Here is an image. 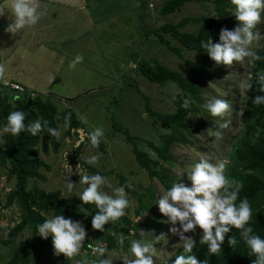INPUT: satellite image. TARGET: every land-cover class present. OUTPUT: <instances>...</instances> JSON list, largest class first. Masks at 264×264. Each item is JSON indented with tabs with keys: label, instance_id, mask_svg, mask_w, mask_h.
Returning a JSON list of instances; mask_svg holds the SVG:
<instances>
[{
	"label": "rangeland",
	"instance_id": "1",
	"mask_svg": "<svg viewBox=\"0 0 264 264\" xmlns=\"http://www.w3.org/2000/svg\"><path fill=\"white\" fill-rule=\"evenodd\" d=\"M84 1L86 4L81 0L83 6H77L40 0V9L44 14L35 25L16 35L4 31L10 22L8 19L5 26L0 20V76L3 75L6 80L19 79L28 90L48 98L59 110L72 109L85 123L82 129L85 139L78 144L82 145L79 150L73 149L77 146L79 134L68 137L60 125V150L48 154L40 151L49 168L40 169L45 179H31L29 186L37 185L46 191L60 190L70 205H80L82 202L77 195L83 186L78 183V173L95 174L90 167L99 172H108L102 176L111 188L120 186L118 175L132 182L131 188L139 193L149 187L154 195L153 203L157 190L166 189L165 185L156 178L151 179L138 165L133 146L125 142L121 133L112 131V123L115 121L133 136L141 138L137 146L156 158L147 142L161 144V136L170 130L165 122L146 110L142 94L148 98L154 111L165 114L176 111V101L181 92L172 82L157 84L149 81L140 72L138 64L143 59H156L168 68L190 76L185 61L162 45L152 31L166 22L176 23L185 17L216 16L214 4L188 2L177 12L163 15L160 11L166 0ZM226 17L231 25L224 28L231 30L238 22L228 9ZM198 29L199 24L192 22L183 31L195 33ZM254 31L261 34L260 39L252 45L258 52L264 49V13ZM166 37L179 46L170 36ZM6 53H9L8 56ZM77 55L82 59L70 68V62ZM183 55L186 59L198 61V54L194 51L183 48ZM3 59H7L5 63H2ZM252 70V63L249 64L247 58L231 66L217 65L212 60L209 62L201 84L203 100L222 99L229 108L223 116L211 117L206 110L189 116L188 128L192 135L187 138L192 143L175 142L170 151L171 164L164 165L172 182L182 179L186 185H190L186 176L181 174L202 155L217 156L226 166L231 143L242 131L240 118L248 103V80ZM96 128L102 130L99 138L105 144L104 150L89 144L90 134ZM180 133L185 134L186 131L181 129ZM72 152L76 153L81 163L70 161L69 154ZM92 155L97 156L94 165L85 162ZM67 180L73 182L71 193L65 188ZM13 186L14 179H8L6 170L0 167V264L8 259L10 251L1 242L9 228L20 218V209L16 205L5 206L6 193ZM111 188L105 185L104 191L110 193ZM126 193L129 201L126 213L135 222H140L137 238L134 239L153 243L154 264H164L177 253L180 254L183 249L182 246L177 247L178 236L169 232L171 225L159 213L157 206L153 204L152 213L145 212L142 217H136L134 211L138 200L133 193ZM52 215L50 212L46 216ZM200 232L197 228L190 255L196 254ZM29 236L26 230L17 240L23 241ZM86 241L106 246L97 231L86 230ZM126 246L107 250L103 258L108 256L112 264H123L121 256L126 254ZM81 255H90L84 246L73 258V264ZM56 263V256L46 253L33 264ZM90 264H96L94 257H90Z\"/></svg>",
	"mask_w": 264,
	"mask_h": 264
},
{
	"label": "trees",
	"instance_id": "2",
	"mask_svg": "<svg viewBox=\"0 0 264 264\" xmlns=\"http://www.w3.org/2000/svg\"><path fill=\"white\" fill-rule=\"evenodd\" d=\"M188 2L212 3L217 15L185 17L176 23L166 22L152 32L162 45L185 61L190 69V76L172 70L156 59H143L138 64L140 72L149 81L157 84L172 82L177 85L181 92L176 101V111L165 114L154 111L148 98L142 94L146 110L152 116L165 122L170 130L169 133L161 136V144L156 145L152 141L147 142L156 158H152L147 151L141 150L137 146V142L141 138L133 136L128 129L118 125L115 121L112 123V131L121 133L125 142L133 146L138 165L146 171L151 179H158L166 188L170 187L173 181L168 170L164 167L165 164H171L170 151L172 145L175 142L192 143L187 138L192 135L188 128L189 116L205 111L202 107L204 93L201 84L207 74L211 59L200 49L199 42L202 39L206 40L208 36L212 38L213 42H217L219 30L231 25L230 19L226 17V11L231 7L229 0H166L160 12L163 15L177 12ZM192 22L199 24L198 31L195 33L183 31V28ZM166 36L177 41L179 46L172 44ZM183 48L196 52L198 61L186 59L183 55ZM257 55L259 59L252 61L253 72L248 80V85H250L248 103L244 106L240 118L242 131L231 143L224 175L226 178L235 179L242 183L243 187L238 200L241 197L248 199L252 210L249 223L255 233L264 237V105L252 104L254 95H264V93L258 92L259 85L255 82L256 70L264 71V49L259 50ZM2 80L0 76V125L5 123V118L9 112L20 110L26 113L25 123L38 117L42 120L46 119L50 127L57 128L59 131L60 125H62L64 135L68 137L73 134L78 135L77 130L84 128L85 123L77 117L72 109L59 110L48 98L28 90L25 86L24 92L13 90L5 86ZM186 97L191 100L188 109L180 107L182 100ZM65 116L68 118L67 122ZM181 129L186 133L181 134ZM0 140V167L6 170L8 179H14V186L6 193L5 206L16 205L20 209L19 220L9 228L5 239L1 242L4 247L10 249L9 257L3 264H33L46 253L53 254L51 238L42 239L35 230L36 224L47 218L46 215L50 212L53 215L62 214L66 218L81 222L87 231H97L100 239L105 242L107 250H116L121 247L117 243V238L121 235L127 237L125 245L128 243V239L137 238L140 222H135L126 213V209L125 215L115 223L105 224L104 231L93 230L90 221L91 215L96 211L94 205L72 206L60 190L46 191L37 185L29 186L31 179H45L40 169L49 168V166L40 156V151L42 150L46 154L50 151L57 153L61 146V134L58 140L44 131L38 133L37 136L22 132L13 137L4 133L0 135ZM98 140L99 143L94 148L104 150V142L100 138ZM90 146L92 145L90 144ZM81 147L82 145L75 146L73 149L79 150ZM72 153L69 154L70 161L74 159V153ZM89 169L100 175L108 173L99 172L90 167ZM118 180L120 186L124 185L125 190L133 193L138 200V206L134 211L136 217H142L145 212H153L152 199L154 195L152 189L148 187L139 193L131 188L132 182L123 175H118ZM81 206L88 210L87 215L80 211ZM26 230L30 233L29 238L18 241V237ZM129 232L132 233V236L128 235ZM230 236L235 237L237 241L234 247L227 243ZM89 243H97L84 242L83 246L90 253L87 247ZM195 251L198 264H251L255 258L248 255V249L239 236V230L235 228H230L229 233L225 235L221 250L217 254L209 253L206 243H200ZM56 258V264H73V258L67 259L63 254L56 256ZM174 259L175 257L164 264H171Z\"/></svg>",
	"mask_w": 264,
	"mask_h": 264
},
{
	"label": "clouds",
	"instance_id": "3",
	"mask_svg": "<svg viewBox=\"0 0 264 264\" xmlns=\"http://www.w3.org/2000/svg\"><path fill=\"white\" fill-rule=\"evenodd\" d=\"M229 4L231 7L228 10L238 23L231 30L221 28L217 42H213L209 36L206 40H200V49L217 65L231 66L234 62L241 63L246 58L251 64L259 59L252 45L260 39L261 34L254 29L261 22L264 0H229ZM5 13L10 22L4 27V31L12 35L32 27L44 14L40 9V0H2L0 16ZM81 59L82 57L77 55L69 67H73ZM255 82L259 85L258 92L264 93V71L256 70ZM190 103V98L186 97L180 107L188 109ZM252 104L264 105V95H254ZM202 107L211 117H218L225 114L229 105L225 100L212 98L206 100ZM25 116L24 111L9 112L5 123L0 125V134L7 133L16 137L26 132L37 136L44 131L59 140L60 131L50 127L48 120L38 117L25 123ZM67 119L65 116L66 122ZM101 135L102 130L99 128L90 134V144L93 147L98 145ZM96 160L97 156L92 155L85 162L94 165ZM224 169L225 162L219 157L202 155L181 174L186 176L190 185L178 179L172 182L170 187L157 190L153 204L171 225L169 232L178 236L177 247L182 246L183 249L179 255H175L171 264H198L195 256L189 254L195 244L193 236L197 228L201 230L199 242L206 243L211 254H217L221 250V244L230 228L239 230L248 255L255 257L251 264H264V237L255 233L249 223L252 210L248 199L241 197L238 200L243 185L238 180L226 178ZM78 174V183L83 189L77 196L82 205H94L96 210L91 215V227L93 230L104 231L105 224L115 223L125 215V209L129 205L125 186L111 188L107 179L99 173ZM105 185L111 188L110 193L104 191ZM65 188L71 193L73 182L67 180ZM80 211L88 214V210L82 206ZM35 230L42 239L51 238L54 255L63 254L67 259H72L81 252L86 237V230L81 222L66 218L62 214L43 219L36 224ZM187 233L193 235H186ZM128 235L132 236V233L129 232ZM126 239L127 237L121 235L117 238V243L124 247ZM227 243L234 247L237 241L235 237L230 236ZM88 248L90 255H81L76 264H90V257L95 258L96 264H112L108 256L103 258L107 255L104 244H88ZM125 252L126 254L121 256L123 264H154L155 249L151 242L128 239Z\"/></svg>",
	"mask_w": 264,
	"mask_h": 264
},
{
	"label": "crops",
	"instance_id": "4",
	"mask_svg": "<svg viewBox=\"0 0 264 264\" xmlns=\"http://www.w3.org/2000/svg\"><path fill=\"white\" fill-rule=\"evenodd\" d=\"M41 1H44V2H57V3H67V4H76L77 6H83V4L80 3V1L78 0H41ZM84 4H86V1L82 0ZM0 2H2V0H0ZM81 4V5H80ZM7 16H0V20H2L4 22V26H5V21L7 20L6 18ZM2 32V29H0V33ZM9 53H6L5 55L8 56ZM7 59H3V62L2 63H5ZM2 78H4V80H6V78L1 75ZM11 81H14V82H18L22 85H24L21 81H19V79H9ZM25 86V85H24ZM26 87V86H25Z\"/></svg>",
	"mask_w": 264,
	"mask_h": 264
},
{
	"label": "built area",
	"instance_id": "5",
	"mask_svg": "<svg viewBox=\"0 0 264 264\" xmlns=\"http://www.w3.org/2000/svg\"><path fill=\"white\" fill-rule=\"evenodd\" d=\"M4 81H6V83H4ZM2 82H3V84L5 85V86H7V87H9V88H11V89H13V90H16V91H19V92H24L25 91V88H24V86H22L20 83H18V82H14V81H11V80H2ZM74 159L73 160H75V161H77V162H79V163H81L80 162V158H76V153H74ZM79 163H76L79 167H80V165H79ZM89 244H93V243H89ZM87 247H88V245H87ZM88 250L90 251V249L88 248Z\"/></svg>",
	"mask_w": 264,
	"mask_h": 264
},
{
	"label": "water",
	"instance_id": "6",
	"mask_svg": "<svg viewBox=\"0 0 264 264\" xmlns=\"http://www.w3.org/2000/svg\"><path fill=\"white\" fill-rule=\"evenodd\" d=\"M77 132H78V134H79V141L77 142V146H78V144H79L82 140L85 139V137H84V136H85V133L83 132L82 129H78Z\"/></svg>",
	"mask_w": 264,
	"mask_h": 264
}]
</instances>
